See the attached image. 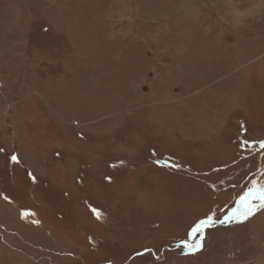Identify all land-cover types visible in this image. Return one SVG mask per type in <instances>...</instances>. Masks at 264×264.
<instances>
[{
  "label": "rangeland",
  "instance_id": "374dc122",
  "mask_svg": "<svg viewBox=\"0 0 264 264\" xmlns=\"http://www.w3.org/2000/svg\"><path fill=\"white\" fill-rule=\"evenodd\" d=\"M261 142L264 0H0V264H264Z\"/></svg>",
  "mask_w": 264,
  "mask_h": 264
},
{
  "label": "snow or ice",
  "instance_id": "6c2138e0",
  "mask_svg": "<svg viewBox=\"0 0 264 264\" xmlns=\"http://www.w3.org/2000/svg\"><path fill=\"white\" fill-rule=\"evenodd\" d=\"M260 147L264 148V142L260 143ZM11 159L13 161L17 160L15 156ZM249 200L259 201L262 205H264V185H261L260 187H256L254 185L253 188L249 189L248 192H246L239 200L241 207L233 210L231 215H228L223 222L230 223L235 220L236 222L243 223L254 215V210L251 204H249ZM97 215L99 218V214ZM215 223L216 220L212 216H208L206 219L196 223L191 229V236L194 242L192 244L184 242L183 247L190 253L201 251L204 247L205 231L206 229L214 226Z\"/></svg>",
  "mask_w": 264,
  "mask_h": 264
}]
</instances>
